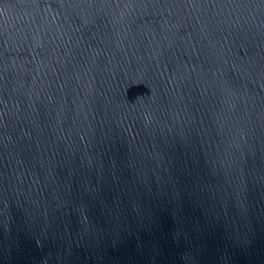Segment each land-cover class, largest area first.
<instances>
[{
    "label": "water",
    "instance_id": "water-1",
    "mask_svg": "<svg viewBox=\"0 0 264 264\" xmlns=\"http://www.w3.org/2000/svg\"><path fill=\"white\" fill-rule=\"evenodd\" d=\"M0 264H264V0H0Z\"/></svg>",
    "mask_w": 264,
    "mask_h": 264
}]
</instances>
